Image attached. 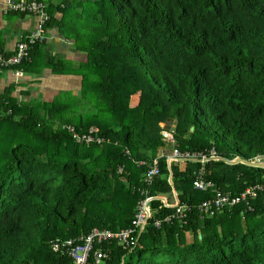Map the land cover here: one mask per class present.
<instances>
[{
	"label": "trees",
	"instance_id": "trees-1",
	"mask_svg": "<svg viewBox=\"0 0 264 264\" xmlns=\"http://www.w3.org/2000/svg\"><path fill=\"white\" fill-rule=\"evenodd\" d=\"M97 3L104 25L84 18L92 27L84 36L69 18L58 20L54 6L48 9L47 36L56 27L87 55L77 71L52 57L47 42L30 47V59L20 65L0 67V78L5 70L43 74L49 68L79 78L76 96L61 91L53 102L19 100L14 85L0 94V264H73L51 249L53 242L94 227L131 228L145 198L141 191H172L165 158L154 183L144 182L165 145L162 122L181 152L215 149L229 160L264 156V0ZM16 53L17 45L8 57ZM140 92L143 101L131 108ZM69 127L103 140L77 143ZM179 165L171 168L180 202L191 209L184 222L157 227L174 210L153 201V218L134 245L103 244L108 256L101 264H264V168L207 162L205 178L217 189L234 196L261 190L248 203L205 216L199 206L213 194L193 186L202 165ZM87 264H96L93 253Z\"/></svg>",
	"mask_w": 264,
	"mask_h": 264
},
{
	"label": "built area",
	"instance_id": "built-area-1",
	"mask_svg": "<svg viewBox=\"0 0 264 264\" xmlns=\"http://www.w3.org/2000/svg\"><path fill=\"white\" fill-rule=\"evenodd\" d=\"M28 11L36 17V28L31 32L30 37L27 42H20L17 44V53L12 57H7L3 52L0 51V67L9 68L16 65H20L24 60L30 59V47L36 43L46 42L48 39L46 32V24L50 21L51 16L48 13V6L44 2H39L38 0H23L21 2L8 1V7L5 12H25ZM16 75L22 77L23 70H16ZM70 132L73 133L74 138L77 143L81 142H91L94 140V136L90 134H85L80 136L75 133L73 128L69 127ZM96 131V130H95ZM93 132V131H92ZM168 140V143L174 146L172 153L166 157L170 162H179L184 159H195L197 162L202 163V167L195 174V179L193 181V186L195 189L203 192H211L213 196L210 199L204 200L200 206L199 210L202 215H214L218 211L224 210L228 207L232 210L233 207L243 203L249 202V198H256L257 191L261 187H251L247 188L244 192L239 195H231L230 193H225L217 189L216 184L212 180L205 178L206 170L204 163L208 158L211 157L215 159L217 153L215 149L210 150L207 154L201 152H181L175 146V138L170 133H164ZM165 157V156H164ZM168 161V162H169ZM253 163L264 162V156H258ZM140 166L146 165V162L141 161L138 163ZM170 163H168V168ZM160 175V165L158 158L154 159L148 171L144 174V182L148 186H151L155 179ZM171 197L174 199L172 203L169 198L163 195L151 196L149 195V190L141 191V194L145 195V198L139 203L138 212L136 218L133 221V226L128 229H123L120 231H112L106 228L94 227L89 234L80 236L78 238H70L66 240H56L52 243L51 249L54 252L66 253L68 257L72 259L73 264H87L90 255L94 254V260L96 264H101L106 258L107 253L103 249V244L112 241H117L118 244H125L127 246H132L135 243V234L140 231L142 233L147 226L150 219L153 218V209L151 203L153 201H160L161 204L159 209L167 208L173 209V213L167 215L163 220L158 219L155 223L157 227L161 226L162 223H170L173 221L184 222L187 217L188 212L191 210L186 204H182L179 199V192L172 188ZM251 209V207L249 208Z\"/></svg>",
	"mask_w": 264,
	"mask_h": 264
},
{
	"label": "crops",
	"instance_id": "crops-1",
	"mask_svg": "<svg viewBox=\"0 0 264 264\" xmlns=\"http://www.w3.org/2000/svg\"><path fill=\"white\" fill-rule=\"evenodd\" d=\"M7 1H23V0H0V51L4 53L5 56L8 55L15 50L16 45L18 42L24 39V37L31 32L36 25V18L35 16H21L15 13H5ZM44 3L47 4L48 9L49 7L54 6L53 11L55 12V17L58 20H62L64 15H66V9L64 2L56 3L53 0H45ZM62 10H59L58 8ZM5 10V11H4ZM68 32H72L69 30ZM69 35V34H68ZM71 36V35H69ZM45 50L52 56L65 61L68 65V68L71 69L74 66L79 65V63H84L86 60V56L82 52H78L75 49V40L74 37H67V34L60 33V31L53 27L50 29V33L48 35L47 43L44 45ZM48 72L50 76L48 77ZM47 74V75H46ZM54 72L52 68L46 69L45 75L43 74H30L27 73L23 69V76H17L16 71L13 70H5L1 73L0 78V94H2L5 89L10 87L11 85L15 86V91L13 92V96L18 97V99L28 98L31 99H38L43 100L42 102H53V96L56 93H60L61 91H68L74 88H78L79 86V78L77 77H57L58 81H54ZM46 76V77H45ZM61 79V80H60ZM51 80V84L48 82ZM59 82V83H58ZM67 88V89H65ZM36 89L37 92L32 93L31 90ZM25 92H28L29 95H24ZM49 94L48 98L45 99L44 96L40 94ZM57 94V95H58ZM52 99V100H51ZM136 104L134 103L132 97L130 100V107L136 108ZM160 130L161 134L164 138L165 145L160 147L158 150V154L156 156L158 161L160 162L161 159L165 158L168 163L173 165L175 162H170L169 159L166 157L169 156L174 146L168 143L167 138L165 137L164 133L173 132L170 130H166L164 124L160 123ZM175 136V132H174ZM176 138V137H175ZM175 146L176 142H175ZM165 156V157H164ZM153 159V160H154ZM152 160V161H153ZM145 162V160H143ZM169 161V162H168ZM183 164V169L186 168V163L178 162ZM160 165V163H159Z\"/></svg>",
	"mask_w": 264,
	"mask_h": 264
},
{
	"label": "rangeland",
	"instance_id": "rangeland-1",
	"mask_svg": "<svg viewBox=\"0 0 264 264\" xmlns=\"http://www.w3.org/2000/svg\"><path fill=\"white\" fill-rule=\"evenodd\" d=\"M53 1H55L56 3L64 2V4L67 7V9H66V12H65L66 15H64L62 20L65 19V18L66 19L69 18L70 19V23L73 26L78 27L79 28L78 31L83 36H84V34H86L88 32V30L90 31V28H92V27H89V26L87 27L86 26L85 19H87L88 21H90L92 23V20L95 19V17H98L96 25H94V27L98 28L99 26H103L104 25L103 23H101V16H103V14H102L101 11H99L100 3L95 4V0H91V1H87V0H53ZM15 2L18 3L20 1H15ZM87 3H91V6H89L90 4L88 5L89 7L86 6L85 4H87ZM7 4H8V1H7ZM5 13H13V12H5ZM68 33H69V35H74V33H71V32H68ZM77 67L78 66H75L73 68L74 71L78 70ZM45 73H46V71L43 72V75H45ZM49 76H50V73L48 72V77ZM61 76H63V75H61ZM61 76L59 74H54V78H55L54 81H58L57 77H61ZM63 77L67 78V77H70V76H63ZM48 82L51 84V80H48ZM65 89H67V88H65ZM31 92L34 93V92H37V90L36 89H32ZM57 94L58 93L54 94V96H53V100L54 101L56 100L57 96L59 95V94L58 95ZM70 94H72L73 96H76L77 92L74 89H71L70 90ZM40 95L44 96L45 99H46V98H48L49 94H46V93L43 94L42 93ZM132 99H133L134 103L136 104L135 107L136 108L139 107L141 101H143L141 92L133 94L132 95ZM42 101H44V98H43ZM106 116L107 115H104V118H106ZM162 124H164V126L166 128L167 123L162 122ZM101 140H103V139L94 136V140H92L91 142H89V143L88 142H81L80 144H83V145H86V146H91V145H94L96 142H97V144H99ZM261 163H263V162H261ZM179 166H180L181 169L183 168V164H181Z\"/></svg>",
	"mask_w": 264,
	"mask_h": 264
},
{
	"label": "water",
	"instance_id": "water-1",
	"mask_svg": "<svg viewBox=\"0 0 264 264\" xmlns=\"http://www.w3.org/2000/svg\"><path fill=\"white\" fill-rule=\"evenodd\" d=\"M219 160H221V161H223V162H225L227 164H230V165H235V164L241 162V163H243L245 165L258 166V167L264 168V164H262V163L255 164V163L249 162L248 160H245V159H242V158H237L235 160H228L226 158L220 157ZM169 166H170L169 167V171H170L169 181H170V184H171L172 188L175 189L174 183H173V173H172V169H171V163L169 164ZM160 195H163L164 197L169 198L172 203L174 202V199L171 197V193H164V194H160Z\"/></svg>",
	"mask_w": 264,
	"mask_h": 264
},
{
	"label": "clouds",
	"instance_id": "clouds-1",
	"mask_svg": "<svg viewBox=\"0 0 264 264\" xmlns=\"http://www.w3.org/2000/svg\"><path fill=\"white\" fill-rule=\"evenodd\" d=\"M47 42V41H46ZM167 130V129H166ZM168 133H170V134H172L173 136H174V131L173 132H168ZM174 138H175V136H174ZM176 140V139H175ZM177 147V146H176ZM178 149V148H177ZM186 152H191V151H186ZM209 151H205V152H201V153H205V154H207ZM218 155V154H217ZM220 157H222V156H220V155H218L217 157H215V159H212L211 157H209L208 158V162H210V161H221V160H219L220 159ZM224 158V157H223ZM227 159V158H226ZM229 160V159H228ZM249 162H252L251 160H248ZM141 162V161H140ZM179 162H185V163H187V162H193V163H200L201 165H202V163L201 162H197V160H195V159H184L183 161H179ZM207 163V161L204 163V166H205V164ZM239 163H241V162H239ZM239 163H237V164H239ZM253 163V162H252ZM262 164H264V162L262 163ZM139 165V164H138ZM236 165V164H235ZM140 166V165H139ZM172 166V165H171ZM169 169V168H168ZM172 169V168H171ZM124 171H125V168H124V166H119V168H118V173H124ZM147 172V171H146ZM176 189V188H175ZM160 194H164V193H160ZM107 229V228H106Z\"/></svg>",
	"mask_w": 264,
	"mask_h": 264
},
{
	"label": "bare ground",
	"instance_id": "bare-ground-1",
	"mask_svg": "<svg viewBox=\"0 0 264 264\" xmlns=\"http://www.w3.org/2000/svg\"><path fill=\"white\" fill-rule=\"evenodd\" d=\"M8 5H6V9H7Z\"/></svg>",
	"mask_w": 264,
	"mask_h": 264
}]
</instances>
